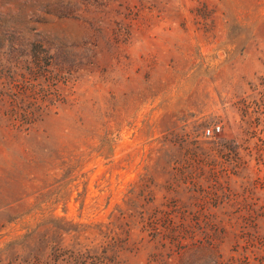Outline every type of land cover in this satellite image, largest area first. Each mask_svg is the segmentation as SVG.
I'll list each match as a JSON object with an SVG mask.
<instances>
[{"label": "rangeland", "instance_id": "obj_1", "mask_svg": "<svg viewBox=\"0 0 264 264\" xmlns=\"http://www.w3.org/2000/svg\"><path fill=\"white\" fill-rule=\"evenodd\" d=\"M0 264H264V0H0Z\"/></svg>", "mask_w": 264, "mask_h": 264}, {"label": "built area", "instance_id": "obj_2", "mask_svg": "<svg viewBox=\"0 0 264 264\" xmlns=\"http://www.w3.org/2000/svg\"><path fill=\"white\" fill-rule=\"evenodd\" d=\"M219 132H220V127L219 126H214V127L210 128V129H206L204 133H205L206 136H213V135L218 134Z\"/></svg>", "mask_w": 264, "mask_h": 264}]
</instances>
